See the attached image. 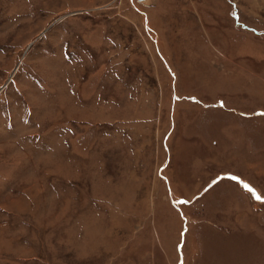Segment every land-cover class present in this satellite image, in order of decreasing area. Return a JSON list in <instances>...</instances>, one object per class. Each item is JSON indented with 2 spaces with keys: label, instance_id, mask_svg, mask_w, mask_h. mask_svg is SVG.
<instances>
[{
  "label": "rangeland",
  "instance_id": "374dc122",
  "mask_svg": "<svg viewBox=\"0 0 264 264\" xmlns=\"http://www.w3.org/2000/svg\"><path fill=\"white\" fill-rule=\"evenodd\" d=\"M257 195L264 0H0V264H264Z\"/></svg>",
  "mask_w": 264,
  "mask_h": 264
},
{
  "label": "snow or ice",
  "instance_id": "6c2138e0",
  "mask_svg": "<svg viewBox=\"0 0 264 264\" xmlns=\"http://www.w3.org/2000/svg\"><path fill=\"white\" fill-rule=\"evenodd\" d=\"M191 99L195 100V97H192ZM221 105H223V102L221 101ZM235 179V178H234ZM244 187L248 189L249 191H255L254 189L251 188L250 185L245 184ZM257 199H261L259 195L256 196ZM180 203H187V201H181Z\"/></svg>",
  "mask_w": 264,
  "mask_h": 264
},
{
  "label": "bare ground",
  "instance_id": "6f19581e",
  "mask_svg": "<svg viewBox=\"0 0 264 264\" xmlns=\"http://www.w3.org/2000/svg\"><path fill=\"white\" fill-rule=\"evenodd\" d=\"M140 1V0H139ZM148 0H143V1H140V2H142V3H146Z\"/></svg>",
  "mask_w": 264,
  "mask_h": 264
},
{
  "label": "water",
  "instance_id": "95a60500",
  "mask_svg": "<svg viewBox=\"0 0 264 264\" xmlns=\"http://www.w3.org/2000/svg\"><path fill=\"white\" fill-rule=\"evenodd\" d=\"M140 1H143V0H140Z\"/></svg>",
  "mask_w": 264,
  "mask_h": 264
}]
</instances>
